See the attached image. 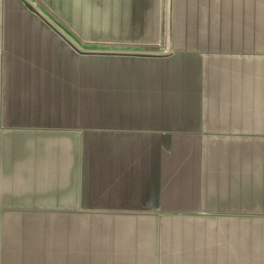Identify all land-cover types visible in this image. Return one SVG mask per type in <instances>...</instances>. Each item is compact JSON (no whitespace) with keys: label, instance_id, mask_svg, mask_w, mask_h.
<instances>
[{"label":"crops","instance_id":"obj_1","mask_svg":"<svg viewBox=\"0 0 264 264\" xmlns=\"http://www.w3.org/2000/svg\"><path fill=\"white\" fill-rule=\"evenodd\" d=\"M46 2L0 0V264H264V55L102 61L98 130L69 99L77 37L264 51V0Z\"/></svg>","mask_w":264,"mask_h":264},{"label":"rangeland","instance_id":"obj_2","mask_svg":"<svg viewBox=\"0 0 264 264\" xmlns=\"http://www.w3.org/2000/svg\"><path fill=\"white\" fill-rule=\"evenodd\" d=\"M29 3H31L35 8H38L39 11L45 16V19L49 21V23H52L53 19L57 21V25L61 27H67L66 24L62 20H57V15L54 14L51 9L49 8V5L47 4L46 0H28ZM9 10L6 8L5 14H7ZM11 21V18H10ZM8 20L7 24L8 26L13 25L14 22H10ZM55 21V22H56ZM22 25V24H21ZM77 50L86 54L85 57H77L81 58L82 60H90V64L92 66L90 71H87V73H84V70H76L75 75V81L72 82L74 84V90L73 94L70 95V106L75 108V123L76 126L79 127H86L91 128L93 130H98L99 128V111H90L85 110V105H95L96 103H100V107L104 106L108 101H101L99 97L96 96H90L86 94L88 91L95 90L99 91L100 93L101 88L105 89L108 88L111 85L115 84V79H108V80H100L99 78V66L100 62L106 61V60H140L144 63H150V64H156L161 63L163 58L168 59L174 56V54H185L187 55L186 58H189L188 65L184 66L182 68H185L182 72L184 75L187 73V76L189 77V72L192 73V76L195 75V72L197 71V62L200 61V64L206 60V58L212 56V55H221V56H228V55H249V56H259L264 55V51H233L229 48H166L165 44L163 45V42L159 40L158 42H151V43H136V42H128V43H121V44H115V43H107V42H101L99 40H77ZM209 45H203V47H207ZM78 56V54H76ZM88 55V56H87ZM81 60V61H82ZM159 60V61H158ZM198 60V61H197ZM95 62V63H92ZM192 62V64H190ZM196 62V63H195ZM165 63V62H162ZM190 64V65H189ZM82 64H79V66ZM192 65V67H191ZM204 68H202L203 70ZM186 75V74H185ZM186 76V77H187ZM123 83V82H121ZM194 85V84H192ZM73 87V85H72ZM196 89V88H195ZM196 92V91H195ZM86 95V96H85ZM85 97H88L85 99ZM196 97L195 95L191 96L192 104L194 102L193 98ZM90 98H93L91 100ZM98 98V99H95ZM67 99V98H66ZM98 101H95V100ZM104 100V98H102ZM85 100V101H84ZM63 103V101H61ZM101 104H103L101 106ZM62 119V118H59ZM73 120V119H72ZM191 198L182 197V198H171V207L168 209H165L169 213H210L216 211L214 208L205 207V205H197V207L193 206H178V205H184L188 204ZM163 203H161V206L157 207H163ZM158 215H163L159 214Z\"/></svg>","mask_w":264,"mask_h":264},{"label":"water","instance_id":"obj_3","mask_svg":"<svg viewBox=\"0 0 264 264\" xmlns=\"http://www.w3.org/2000/svg\"><path fill=\"white\" fill-rule=\"evenodd\" d=\"M24 5L27 6V8H29V10H31L45 25L47 26H51V24L49 23V21H47L39 12H37V10L35 9H31L28 5L27 2H25V0H20ZM72 49L78 54V55H82V56H86V54L80 52L77 50V48L73 47L71 45ZM88 56V55H87Z\"/></svg>","mask_w":264,"mask_h":264},{"label":"trees","instance_id":"obj_4","mask_svg":"<svg viewBox=\"0 0 264 264\" xmlns=\"http://www.w3.org/2000/svg\"><path fill=\"white\" fill-rule=\"evenodd\" d=\"M262 4H264V2Z\"/></svg>","mask_w":264,"mask_h":264}]
</instances>
